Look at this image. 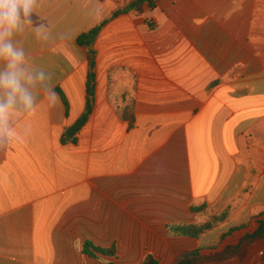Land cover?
Masks as SVG:
<instances>
[{
  "label": "crops",
  "instance_id": "0c3cea01",
  "mask_svg": "<svg viewBox=\"0 0 264 264\" xmlns=\"http://www.w3.org/2000/svg\"><path fill=\"white\" fill-rule=\"evenodd\" d=\"M81 1L90 11L68 24L53 13L75 0H37L32 23L13 36L59 99L52 106L39 82L26 84L35 112L18 103L21 115L10 117L0 264H142L147 255L175 264L255 232L264 219V0H152L131 11L132 0ZM104 21L93 112L77 142H65L87 107L89 50L77 40ZM227 211L200 238L168 230ZM86 242L117 256L84 255ZM209 264H264V240L244 260Z\"/></svg>",
  "mask_w": 264,
  "mask_h": 264
},
{
  "label": "clouds",
  "instance_id": "9594fccd",
  "mask_svg": "<svg viewBox=\"0 0 264 264\" xmlns=\"http://www.w3.org/2000/svg\"><path fill=\"white\" fill-rule=\"evenodd\" d=\"M37 0H0V150L5 149L13 140L10 117L17 111V104L23 106L27 114L35 112L37 98L29 90L39 82L45 99L54 106L59 97L51 84V75L42 68L29 67L25 51L13 42V36L22 32L25 24L32 23V14ZM39 26L37 35L42 33Z\"/></svg>",
  "mask_w": 264,
  "mask_h": 264
},
{
  "label": "trees",
  "instance_id": "16d2710c",
  "mask_svg": "<svg viewBox=\"0 0 264 264\" xmlns=\"http://www.w3.org/2000/svg\"><path fill=\"white\" fill-rule=\"evenodd\" d=\"M148 3L150 7H153L152 0H139L133 5L127 8L128 11L139 9L144 3ZM140 10V9H139ZM108 21H104L100 25L91 29L89 32L82 34L78 38V44L80 46H86L89 50V75H88V84H87V107L82 118L71 128H69L65 135V142H77V134L80 130L86 125L90 116L93 112L94 102H95V93H96V57L97 53L93 49V43L98 37L100 31L105 26ZM57 92L60 93L64 104L68 107V101L65 98L64 94L60 89H57ZM207 207H201L199 209L193 208L192 211L195 214L203 212ZM229 216V211L224 212L219 215H212L206 223L203 224H193V225H170L168 230L173 236H186L192 238H200L207 232L214 230L217 226L224 223ZM239 229H233L229 234L237 231ZM225 235V236H227ZM264 240V219L258 221L257 230L253 233H246L242 239L234 245H228L221 251H216L211 255H204L201 253V250L185 252L183 253L175 262V264H209L214 262H225L232 259L244 260L249 253L250 247L260 241ZM82 252L84 255H88L93 258H99V256L106 257H116L117 250L115 247L110 249H103L96 247L91 242L84 243L82 247ZM110 264H117L111 262ZM142 264H158V261L153 255H147Z\"/></svg>",
  "mask_w": 264,
  "mask_h": 264
},
{
  "label": "rangeland",
  "instance_id": "374dc122",
  "mask_svg": "<svg viewBox=\"0 0 264 264\" xmlns=\"http://www.w3.org/2000/svg\"><path fill=\"white\" fill-rule=\"evenodd\" d=\"M138 0H132V2H137ZM93 2V1H92ZM126 5V4H125ZM124 5V6H125ZM52 4L49 5L51 8ZM93 9V5L91 4V10ZM90 11L88 8H83L81 0H75V2L71 5V7L67 6L64 3H61L60 10L54 11L53 15L55 19L59 23H72L73 19L79 18V16L85 14V12ZM218 234H214V237Z\"/></svg>",
  "mask_w": 264,
  "mask_h": 264
},
{
  "label": "built area",
  "instance_id": "2783aa9c",
  "mask_svg": "<svg viewBox=\"0 0 264 264\" xmlns=\"http://www.w3.org/2000/svg\"><path fill=\"white\" fill-rule=\"evenodd\" d=\"M116 5H118L119 7H123L127 2L128 0H113ZM150 25L153 26V21H149Z\"/></svg>",
  "mask_w": 264,
  "mask_h": 264
}]
</instances>
